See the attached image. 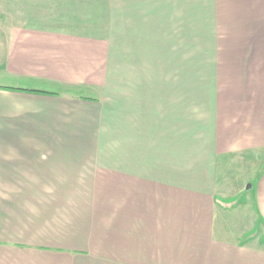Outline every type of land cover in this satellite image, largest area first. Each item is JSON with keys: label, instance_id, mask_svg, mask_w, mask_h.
I'll return each mask as SVG.
<instances>
[{"label": "crops", "instance_id": "1", "mask_svg": "<svg viewBox=\"0 0 264 264\" xmlns=\"http://www.w3.org/2000/svg\"><path fill=\"white\" fill-rule=\"evenodd\" d=\"M0 264H264V0H0Z\"/></svg>", "mask_w": 264, "mask_h": 264}]
</instances>
